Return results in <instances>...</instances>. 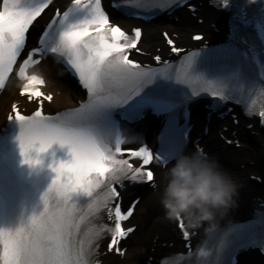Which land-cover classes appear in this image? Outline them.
I'll use <instances>...</instances> for the list:
<instances>
[{"label":"bare ground","instance_id":"6f19581e","mask_svg":"<svg viewBox=\"0 0 264 264\" xmlns=\"http://www.w3.org/2000/svg\"><path fill=\"white\" fill-rule=\"evenodd\" d=\"M64 0H60L63 2ZM211 13V12H210ZM209 11L206 7H201L200 11L197 12V15L203 18V23L199 25L197 28L199 31L204 32L207 36H209L208 32V24L214 23V15H208ZM178 25L179 28L175 27L173 24H164L162 25V29L171 30L177 34H179V39H185V32L191 31L193 28H196L195 22L188 18L183 11L179 12L178 15ZM122 24L124 22L121 21ZM156 28H160L156 25L148 26L145 29V33L143 35L142 48L143 50H150L149 48L154 45H160V40L157 38ZM179 30H183L179 33ZM45 62H43L40 66H42ZM50 76L51 88L53 91H61V98H55V103L57 104H65L68 107L74 106L73 98H76L73 91L64 85L63 82L60 81L58 75H54L52 71H50L45 65L43 68ZM54 70V68H52ZM55 76V77H54ZM73 96V98H72ZM10 98H13L11 96ZM8 99V98H7ZM6 101H3L0 104V112L1 109L5 107ZM229 124V122L227 121ZM242 144L246 148V151H233L231 149H219L217 145L219 142L214 138V135L210 134L206 139L205 143L207 148L210 150L212 157L216 156L220 159L226 160L229 167L231 169L223 168L222 166H218L216 164L207 163L202 167V171L204 175L202 177H198L201 183H204L206 186L219 189L229 201L231 206L233 207V212H227L225 210L221 211L217 209L212 204H209L203 196H200L198 202L189 203L187 201L186 189L182 185H173L168 189L164 190V192L156 191L155 194L151 196L150 201H145L143 203L146 210L145 218L140 214L134 223L139 224L141 229L140 233L134 238V245L130 247L128 257L130 261H134L135 264H138L137 260H139L140 256L144 254H149V247L147 244V237L149 235H155L160 233L162 236L170 235L171 223L167 217V213L164 216L165 212H161L158 207H156V198L159 196L166 197L170 201L181 206V211L184 217L188 218L190 221H196L197 223H204L206 221H221L229 219L233 214L232 213H240L243 210H247L253 206L252 198L255 197H264V187L258 186L255 183H249L247 173L251 172L256 175H261L264 178V139L261 134H259L256 139L257 142L253 141V138L245 133L242 135ZM133 141V137L130 140ZM253 141V142H252ZM261 144L263 148L260 149ZM193 159V157H192ZM253 162V166H248L247 162ZM246 165L243 169L240 168L241 163H245ZM191 155L185 154L183 157L175 163L172 169H176V173L169 174L167 177H163L159 182L164 183L169 178H174L183 170H191ZM173 173V172H172ZM188 174V173H187ZM218 180V181H217ZM145 198V197H144ZM224 214L226 216H224ZM162 241V240H161ZM249 264H257V258L255 256H250L247 259ZM129 261V260H126ZM113 264H124L123 262H118L117 260H113ZM104 264H107L106 260H104Z\"/></svg>","mask_w":264,"mask_h":264}]
</instances>
